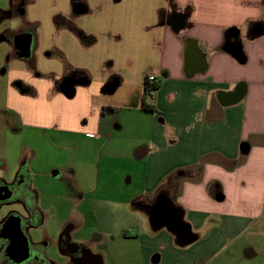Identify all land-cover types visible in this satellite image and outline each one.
<instances>
[{"label": "crops", "instance_id": "1", "mask_svg": "<svg viewBox=\"0 0 264 264\" xmlns=\"http://www.w3.org/2000/svg\"><path fill=\"white\" fill-rule=\"evenodd\" d=\"M75 1L30 7L0 105L45 264L68 226L92 264H264V0Z\"/></svg>", "mask_w": 264, "mask_h": 264}, {"label": "flooded vegetation", "instance_id": "2", "mask_svg": "<svg viewBox=\"0 0 264 264\" xmlns=\"http://www.w3.org/2000/svg\"><path fill=\"white\" fill-rule=\"evenodd\" d=\"M74 1L72 0V4ZM30 2L29 0H24V4L26 5L24 11L25 17L29 15ZM17 5L18 1L12 2L10 9L13 13L17 12ZM72 8H74V4ZM29 24L33 25L18 29L15 32L32 33L33 30H37L38 23L29 21ZM17 43L20 45L18 51L23 54L24 47L28 43L27 38L19 39ZM12 47L16 51L15 44L12 43ZM0 173V264H45L43 248L38 244L33 245L31 243L30 232L33 229L30 223H32L33 219H36L37 225H39L42 220V214L32 190L31 177L27 171L26 164L22 161L17 172L9 174L7 167L3 164L0 157ZM13 222L18 223L19 232L22 234V238L20 239L23 240V245H25V248H23L26 252L23 251L21 257L17 251L21 249L19 239L16 238L12 230L11 224ZM70 229V226H68L58 236L56 241L58 249L76 264H92L86 254L75 253L76 246L69 236ZM14 257L17 259H14Z\"/></svg>", "mask_w": 264, "mask_h": 264}, {"label": "rangeland", "instance_id": "3", "mask_svg": "<svg viewBox=\"0 0 264 264\" xmlns=\"http://www.w3.org/2000/svg\"><path fill=\"white\" fill-rule=\"evenodd\" d=\"M18 1L17 12L13 13L10 9L12 2ZM0 0V105H3L5 98V89H6V80L7 75H5V70L7 68V64L10 61V53H12V43L15 44L16 52L18 55H21L22 52H19L18 45L19 39L28 38L25 34L17 35L16 32L18 29L26 28L27 26H32L33 24H29L28 16L24 14L26 5L24 4V0ZM30 6L32 9L30 10L31 15H37L42 13L45 8L46 0H29ZM74 10L75 12L79 11L81 8L84 9V5L79 3L78 1H74ZM72 4V5H73ZM25 5V6H24ZM28 5V6H29ZM56 18H53V26L55 25ZM16 31V32H15ZM21 53V54H20ZM23 55V54H22ZM49 55V53L47 54ZM11 86V84H10ZM17 87L18 84H15ZM8 87V86H7ZM1 115V113H0ZM1 119H0V128ZM4 134V133H3ZM7 152L9 155H12L10 146H0V153ZM27 156V154H26ZM1 174V173H0Z\"/></svg>", "mask_w": 264, "mask_h": 264}, {"label": "trees", "instance_id": "4", "mask_svg": "<svg viewBox=\"0 0 264 264\" xmlns=\"http://www.w3.org/2000/svg\"><path fill=\"white\" fill-rule=\"evenodd\" d=\"M158 82H150L148 75L144 77L143 83V97L141 103V109L144 112L154 113L156 112L155 107V92L158 90Z\"/></svg>", "mask_w": 264, "mask_h": 264}, {"label": "water", "instance_id": "5", "mask_svg": "<svg viewBox=\"0 0 264 264\" xmlns=\"http://www.w3.org/2000/svg\"><path fill=\"white\" fill-rule=\"evenodd\" d=\"M12 225V230L16 236V238L19 239V245L21 246V249L17 250L18 251V255L21 257L23 255V251L26 252V250H24L25 248V245H23V240H21L20 238H22V234L19 232L20 231V228H19V225L17 222H13ZM24 247V248H23ZM21 254V255H20ZM14 259H17L14 257ZM22 260V259H21ZM20 260V261H21Z\"/></svg>", "mask_w": 264, "mask_h": 264}, {"label": "built area", "instance_id": "6", "mask_svg": "<svg viewBox=\"0 0 264 264\" xmlns=\"http://www.w3.org/2000/svg\"><path fill=\"white\" fill-rule=\"evenodd\" d=\"M148 80H149L150 82H157V80L155 79V77L152 76V75H148Z\"/></svg>", "mask_w": 264, "mask_h": 264}]
</instances>
